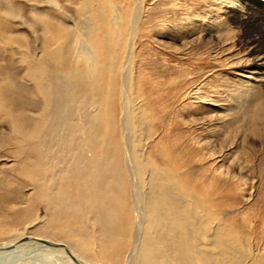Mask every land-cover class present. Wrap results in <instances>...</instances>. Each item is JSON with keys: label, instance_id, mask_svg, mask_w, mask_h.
I'll use <instances>...</instances> for the list:
<instances>
[{"label": "rangeland", "instance_id": "374dc122", "mask_svg": "<svg viewBox=\"0 0 264 264\" xmlns=\"http://www.w3.org/2000/svg\"><path fill=\"white\" fill-rule=\"evenodd\" d=\"M263 58L264 0H0V246L148 264L164 233L171 264H264Z\"/></svg>", "mask_w": 264, "mask_h": 264}, {"label": "bare ground", "instance_id": "6f19581e", "mask_svg": "<svg viewBox=\"0 0 264 264\" xmlns=\"http://www.w3.org/2000/svg\"><path fill=\"white\" fill-rule=\"evenodd\" d=\"M52 55H54V54H52ZM50 58H51V56H50ZM263 60H264V58H263ZM260 65L262 66V69H261V72L259 73L260 75L257 76V81H259V83L260 82L264 83V61H262V63ZM53 92H56V91H53ZM252 94H255V93H252ZM256 94H258V92ZM254 101L257 102V99H254ZM249 107L252 108V109L256 108L254 110V112L252 114H250V116H252V120L251 121H253L255 118L257 120L259 117H261L264 114V105L262 103L254 104V105L249 106ZM251 111H252L251 109L250 110L248 109V112H251ZM66 150H67V148H66ZM57 154H58V152H57ZM58 164L60 165V163H58ZM71 167H73V166H71ZM103 169H104L103 172L105 174H107L108 176H110V177H112V176L113 177H117V176L121 175V169H115V170L109 171V169H107L106 166H103ZM49 185H50V181H49ZM72 198H70L68 200H65L64 202H62L61 198H59V199H60V203L66 204ZM137 201H138V199H137ZM164 202H165V204H164ZM137 205H138L137 208H138V213H139V203L138 202H137ZM168 205H169V200H168V198L166 196H164L163 198L160 199L159 206L163 209V211L159 215H157V218H159L160 216H164L166 218L167 216L172 215V212L169 209H167ZM163 207H165V209ZM142 217H144V219H142V220H144L145 222L148 221V216H142ZM140 220H141V218H140ZM102 238L103 237H100V238L95 237L94 244L97 245L98 242L100 243L102 241ZM48 241H49V245L45 243V242H48ZM144 241H145V243H143V244H145L147 246L146 251L147 252L148 251H152L153 252V258L150 257L148 259V264H171L170 262H171V260L174 257L173 256V245L176 248H178V246H179L177 242H175L173 244V235H172V237L169 238L164 233L163 234L157 233L156 237L154 239H151L150 235H147L145 237ZM161 243L162 244L165 243V244L161 245ZM23 248H30V249L38 248V249H45L47 251L54 252L57 256H61L62 259H64V261H66L67 264H87L86 262H83L82 259L77 255V253L75 251H73L66 244L61 243V242L57 243V242H54V241H51V240H48V239H44L42 237H34V236H31V235L22 238L18 242H14V243L11 242V243H6V244L1 245L0 246V256H3L5 254H7L8 256H12L15 253H18L19 250L21 251ZM79 252H80V250H79ZM200 253H203V251L200 252ZM181 254H182V259H181L180 263H182V264H191V260H190L189 256L186 253H184V252H182ZM131 255H134V252H132ZM161 257H163V258L161 259ZM137 258H139V256ZM49 260H51V258ZM137 260H139V259H137Z\"/></svg>", "mask_w": 264, "mask_h": 264}, {"label": "water", "instance_id": "95a60500", "mask_svg": "<svg viewBox=\"0 0 264 264\" xmlns=\"http://www.w3.org/2000/svg\"><path fill=\"white\" fill-rule=\"evenodd\" d=\"M45 243L49 245V241L48 242H45Z\"/></svg>", "mask_w": 264, "mask_h": 264}]
</instances>
